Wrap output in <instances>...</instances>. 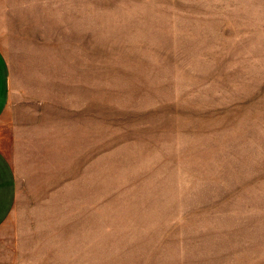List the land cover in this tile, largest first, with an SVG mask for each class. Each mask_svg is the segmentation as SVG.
I'll return each mask as SVG.
<instances>
[{
    "label": "rangeland",
    "instance_id": "rangeland-1",
    "mask_svg": "<svg viewBox=\"0 0 264 264\" xmlns=\"http://www.w3.org/2000/svg\"><path fill=\"white\" fill-rule=\"evenodd\" d=\"M0 51V264H264V0H0Z\"/></svg>",
    "mask_w": 264,
    "mask_h": 264
},
{
    "label": "crops",
    "instance_id": "crops-1",
    "mask_svg": "<svg viewBox=\"0 0 264 264\" xmlns=\"http://www.w3.org/2000/svg\"><path fill=\"white\" fill-rule=\"evenodd\" d=\"M10 94L9 67L3 53L0 51V225L4 223V219L10 211L16 191L13 173L7 158L4 156V145L1 139L4 127V113L9 105Z\"/></svg>",
    "mask_w": 264,
    "mask_h": 264
}]
</instances>
